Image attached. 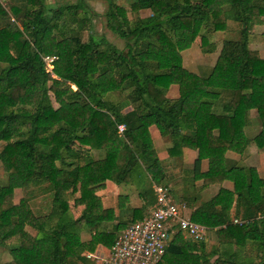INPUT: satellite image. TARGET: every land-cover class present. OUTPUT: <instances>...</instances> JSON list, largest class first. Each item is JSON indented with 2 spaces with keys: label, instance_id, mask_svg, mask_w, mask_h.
<instances>
[{
  "label": "trees",
  "instance_id": "1",
  "mask_svg": "<svg viewBox=\"0 0 264 264\" xmlns=\"http://www.w3.org/2000/svg\"><path fill=\"white\" fill-rule=\"evenodd\" d=\"M115 1L106 0L103 16L120 47L103 35L73 37L79 13L87 19L83 0L0 1V170L6 178L0 182V244L10 255L2 264H89L84 250L110 248L123 224L115 209L128 198L117 195L115 209L103 205L97 191L107 180L134 182L142 204L130 207L128 224L142 219L155 205L145 179L166 177L150 127L169 136L168 156L182 146L197 150L182 178L184 202L196 200L186 195L191 189L224 180L233 185L219 186L190 214L215 243L207 247L206 232L199 240L169 238L156 264H264V218L257 217L264 214V173L224 156L241 153L250 141L264 155V101L254 98L255 89L264 96V58L248 48L250 37L264 45V31L250 33L264 24V0H131V11H149L133 19ZM228 23L237 38L218 41L207 74L182 66V50L195 42L201 53L213 51L218 43L207 32H226ZM43 55L56 56L50 71ZM215 74L228 83L216 87ZM171 85L176 97L166 95ZM251 108L263 128L248 138L242 127L251 121ZM118 124L124 125L121 133ZM195 180H201L198 189ZM15 186L50 192L48 213L34 216L28 197L14 203ZM70 198L81 207L75 217Z\"/></svg>",
  "mask_w": 264,
  "mask_h": 264
},
{
  "label": "rangeland",
  "instance_id": "2",
  "mask_svg": "<svg viewBox=\"0 0 264 264\" xmlns=\"http://www.w3.org/2000/svg\"><path fill=\"white\" fill-rule=\"evenodd\" d=\"M0 1H4V0H0ZM84 3L86 4V10H87V19L86 20H82V13H79V17L81 18V20L79 19L75 30L73 31V37L74 38H79L81 40H85L86 36L88 33L93 34L95 36H99V35H103L108 41L116 44L118 47L121 46L122 42L120 39H118L115 35H113L109 29L105 26V18L103 16L104 11H105V7H106V0H83ZM131 0H116L115 3L117 5V7L123 11L125 13V15L128 17V19H133L136 16H145L149 13L148 10H139L138 12H133L130 10L129 8V2ZM219 1H223V0H219ZM69 2H73V0H49V3H51L52 5H58V4H62V3H69ZM230 26V28H226V32L224 31H214V32H207V37L209 38L210 41H218L221 38H237V30L233 27H235L234 24L228 23ZM73 26V25H72ZM264 31V26L263 27H258L255 32L256 34L258 33V31ZM261 31V32H262ZM260 32V33H261ZM222 33V34H220ZM220 34V35H219ZM222 35V36H221ZM193 46L191 47V49L189 48V50L184 51V52H180V55L184 56V60L187 61V69L190 70L192 69L194 66H200L199 63L200 62V57L198 54L199 47H198V43L193 42ZM102 60V58L100 59ZM211 61V60H210ZM210 61L207 62H203L204 64L201 63V66L204 67V71L202 74H207V67L209 70V63ZM211 64V63H210ZM46 69H48L49 67H45ZM197 70V67H196ZM200 72V71H198ZM202 72V71H201ZM176 89V87L174 85H172V88L169 89L170 91L166 92V95L171 96L170 94L174 93V90ZM169 93V94H168ZM49 98L51 101V104L53 107L57 106V103L54 101L53 96L51 93H49ZM129 107L124 108V110H128ZM149 134H150V138L152 141V145L153 148L156 152V155L159 159H161V166L164 170L163 175H165V179L162 180V182L157 181V182H153L151 181V179L148 177L145 179V185H151V187H153V185H161L162 187H165L167 190V193L169 195V197L173 200V202L175 204H177L179 207H182L183 209V213L185 216H189L190 218V214L191 211L193 209V207L199 205L201 202H204L206 200H208L214 193L215 190H211V191H195L194 189H191L190 192L186 195H189L191 198L192 196L196 197L195 201L192 202H184L181 198L180 195L182 194V178L189 175L190 172L186 171V167L185 164H181L179 166H177V160L175 159V157H164L163 154H166L167 148L171 145V141L169 136H161L157 133V131L155 130L154 127H150L149 128ZM91 155L94 157H97L98 155H100L98 152L96 151H91ZM204 163V162H203ZM189 169H191L192 163L191 165H187ZM203 170L205 168H202ZM263 171L264 170H260ZM6 180L4 173L0 170V182L4 183ZM132 183V182H131ZM165 184V185H164ZM112 193V194H110ZM97 194L100 196L101 201L103 203V205L106 206H111L113 207V209H115L116 207V203H117V195H126L128 200L123 202V209L122 210H117L115 209V215H117V217L115 218V220H119L122 221V224L117 232L115 234H118L127 224H128V220H129V216H130V198L132 199L133 203L138 206H140L142 204V200L140 197H138L137 195V190L134 186V182L132 184H125V183H120L118 185H116L113 181L107 180L104 184V188L102 190L97 191ZM107 194V196H106ZM76 195V194H75ZM21 197H28V204L30 206L31 211L33 212L34 216L36 217H40L43 218L49 211L50 208V202H51V193L50 192H44V191H39L38 188H21L19 186H15L13 187V192H12V200L13 202H17L19 198ZM69 204H70V212L72 213V215L75 217L79 214V211L81 209L80 206L74 207L73 205H71V198L69 199ZM126 207V208H125ZM150 209L146 208L144 210V214L146 215L149 212ZM110 225V224H108ZM29 233H33V230L30 229L29 227L25 228ZM175 232L173 234L170 235V240H179L180 238L182 240H186L188 239L182 232H179L177 230H174ZM206 234H205V242L207 244V247H209L211 244L215 243V237L214 234L211 231H207L206 229ZM174 235V236H173ZM89 236V234L86 231H81L80 232V238L81 239H87ZM179 236V237H178ZM96 247H101L100 245L96 246ZM95 249V248H94ZM101 251L104 253L105 252V248L102 247L100 248ZM86 251V250H84ZM94 251V250H93ZM92 251V252H93ZM10 259V255L7 252V248L6 246H3L2 244H0V264L7 262ZM89 262V261H88ZM89 264H93L90 263Z\"/></svg>",
  "mask_w": 264,
  "mask_h": 264
},
{
  "label": "built area",
  "instance_id": "3",
  "mask_svg": "<svg viewBox=\"0 0 264 264\" xmlns=\"http://www.w3.org/2000/svg\"><path fill=\"white\" fill-rule=\"evenodd\" d=\"M53 55H43L47 71L51 70ZM117 132L124 129L123 124L116 126ZM155 205L142 219L127 224L115 237L110 248L103 253L100 249L84 251L82 255L93 264H156L168 244L170 235L177 230L188 239L199 240L206 228L183 213L169 197L165 187L153 185ZM263 217L264 214H257ZM234 222L237 220L234 219Z\"/></svg>",
  "mask_w": 264,
  "mask_h": 264
},
{
  "label": "crops",
  "instance_id": "4",
  "mask_svg": "<svg viewBox=\"0 0 264 264\" xmlns=\"http://www.w3.org/2000/svg\"><path fill=\"white\" fill-rule=\"evenodd\" d=\"M263 26H264V24L252 26L250 33L251 34L256 33L255 30L258 27H263ZM261 31L259 30L258 33H260ZM220 34H222V33H220ZM250 38H249V42H248V48L250 50L256 51L257 55L260 58H264V45L259 40H255L252 37H250ZM218 41H216L218 44L216 45V48L213 51L207 52L205 54L198 51V54L200 57V62L202 64H204L203 63L204 61L208 63L210 60H211L210 63L211 64L213 63L214 59L217 56L218 50H219V42ZM193 45L194 44L191 43V45L188 48L182 50L181 52L187 51V50H189V48L191 49V47ZM201 63H199L200 66H194L189 71L193 72L195 74H202L204 71V67L201 66ZM210 63H209V65H211ZM181 64L184 68L187 69L188 63H187V61L184 60V56H182V55H181ZM196 67H197V70H196ZM206 69H207V73H208L209 72L208 67ZM198 71H200V72H198ZM213 79H214V85L216 87H221L223 85H226L229 81L225 75H219V74H215ZM174 86L176 87V85H174ZM171 88H172V85L168 88V92L170 91L169 89H171ZM255 91L257 93V95H254L256 102L264 101V96L261 94L262 90L255 89ZM170 95L171 96H169V95H167V96L168 97H176L177 96V87L174 90V93L170 94ZM220 109H221V105H218L217 107H215V110H217V111ZM249 117H250L251 121H249L248 124H246L242 127V131H243V135L247 136L248 138H251V137L255 136L258 133V131L263 128V126L259 123V121L257 119V112H256L255 108H251L249 110ZM176 153L177 154L175 156V159L177 160V166H179L181 164H185L186 171L190 172V169L188 168L187 165H191L192 161L197 157V150L193 149V148L186 147V146H182L180 148V150L178 149V151H176ZM163 156L168 157L167 152H166V154L164 153ZM224 156L229 160L236 161V163L239 164L240 166H253V167H255L258 175H260V176L264 173L263 171H260L262 169L264 170V155L261 152L257 151L256 146H255L254 142H252V141H250L246 145V147L243 148L241 153H236L233 151H226ZM205 167H206V160L202 159L201 160V169L205 168ZM200 184H201V180H195L194 181V187L195 188L198 189ZM219 186H222V187L227 188V189H232L233 185H232L231 181L224 180V181H222L221 184H215V183L209 184V185L201 188L200 191H205V190H207V191L212 190L213 191V190H215V192H216ZM110 194H112V193H110ZM106 196H107V194H106ZM130 207H137V205L133 203L131 198H130ZM100 248H102V247H100ZM100 248L96 247V249H98V250Z\"/></svg>",
  "mask_w": 264,
  "mask_h": 264
}]
</instances>
